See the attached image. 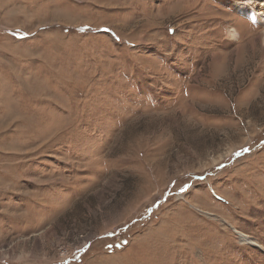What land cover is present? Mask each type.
Listing matches in <instances>:
<instances>
[{
    "label": "rangeland",
    "instance_id": "374dc122",
    "mask_svg": "<svg viewBox=\"0 0 264 264\" xmlns=\"http://www.w3.org/2000/svg\"><path fill=\"white\" fill-rule=\"evenodd\" d=\"M247 1L0 0V264H264Z\"/></svg>",
    "mask_w": 264,
    "mask_h": 264
},
{
    "label": "bare ground",
    "instance_id": "6f19581e",
    "mask_svg": "<svg viewBox=\"0 0 264 264\" xmlns=\"http://www.w3.org/2000/svg\"><path fill=\"white\" fill-rule=\"evenodd\" d=\"M240 11L247 15H256L257 18L264 23V2H254L248 0L238 4ZM235 35V34H234Z\"/></svg>",
    "mask_w": 264,
    "mask_h": 264
},
{
    "label": "built area",
    "instance_id": "2783aa9c",
    "mask_svg": "<svg viewBox=\"0 0 264 264\" xmlns=\"http://www.w3.org/2000/svg\"><path fill=\"white\" fill-rule=\"evenodd\" d=\"M72 254L73 253H71V252H67L65 255H63L64 257L62 259H59V261L64 262V261L68 260Z\"/></svg>",
    "mask_w": 264,
    "mask_h": 264
}]
</instances>
